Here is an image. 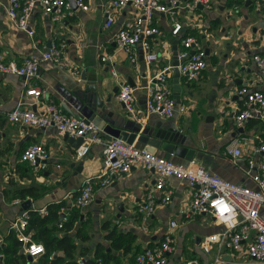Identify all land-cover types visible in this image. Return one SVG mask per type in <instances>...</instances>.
Segmentation results:
<instances>
[{
	"label": "crops",
	"instance_id": "0c3cea01",
	"mask_svg": "<svg viewBox=\"0 0 264 264\" xmlns=\"http://www.w3.org/2000/svg\"><path fill=\"white\" fill-rule=\"evenodd\" d=\"M111 1L84 0L89 11H76L74 18L65 22L67 25H53L40 11H35L30 20L34 36L30 38L7 21L5 0H0V56L5 61L19 62L27 56H38L52 41L63 40L67 44L61 62L42 63L38 78L25 80L13 75H0V246L5 245L12 232L11 223L22 213L21 204L29 199L31 208L27 212H35L40 217L45 216L52 205L62 203L65 207L68 218L72 217V225L66 232H56V235L72 239L77 264H98V261L103 264H134L137 254L157 245L169 231L175 249L167 255V264H189L192 260L213 264L217 256L232 264H252L225 249L218 252L214 248L209 253L202 251L203 239L220 233L223 227L209 215L191 213L189 202L192 193L183 181H166L165 188L172 191V199L167 205H157L146 230H142L137 207L147 189L153 188L155 174L139 166L133 167L127 175L109 186L95 190L94 201L89 207H74L71 199L84 180L101 171L103 148L95 145L85 158L79 160L75 157L76 148L65 142L55 129H21L7 120L6 114L14 110L20 101L23 107L34 111H44L46 105L53 104L66 115H69L66 109L76 113L67 93L73 92L77 86H85V82L81 81L84 73L86 81L104 79L102 99L111 96L117 107L116 114L124 119L120 124L124 125L122 130L131 132L138 123L132 117L126 119L125 111L116 100L118 91L114 93V89H119L123 83L130 84L134 88L133 109L142 112L148 78L169 68L167 82L174 98L172 48L175 45L178 52L182 39L196 37L205 49L207 66L196 81L189 82L184 77L179 79V104H184L187 112L176 113L171 119L150 116L141 126L163 131L166 138L175 144L212 156L208 171L231 183L255 187L247 162L257 159L253 148L264 141V123L255 116L243 127L237 128L234 117L242 103L236 94L239 89L262 90V86L256 83L258 69L252 61L255 54L264 53V15L259 0H214L212 9L208 11H179L177 17L182 30L178 37L170 34L169 17L156 15L155 22L162 36L149 41L151 50L158 55L157 61L150 66L140 60V53L143 56V52L139 48L136 49V63H131L126 53L117 48L115 35L133 21L135 9L127 6L118 11L112 10ZM108 15L113 17L114 23L106 28ZM102 57H107V62H101ZM112 69L117 77L112 75ZM33 88L44 90L40 104L31 105L33 99L24 96L26 90ZM76 114L83 118L81 114ZM232 141L241 145L242 156L236 164L225 152ZM33 144L43 145L50 155L41 179L20 161L25 149ZM156 155L187 163L160 150L156 151ZM77 167H81L80 172L76 171ZM29 187L38 189L37 196L20 200V205L13 204L19 200L14 198V191ZM161 196L157 193L156 199L160 200ZM41 209L46 211L45 215L38 213ZM75 211L77 218H73L72 212ZM260 216L264 220V208ZM171 222L176 223L173 229ZM56 224L54 222L51 226ZM113 230L116 234L133 235L134 242L128 251L112 246L107 236ZM59 255L61 253L57 251L51 257ZM43 256L33 257L31 262L27 259L23 264H43Z\"/></svg>",
	"mask_w": 264,
	"mask_h": 264
},
{
	"label": "built area",
	"instance_id": "2783aa9c",
	"mask_svg": "<svg viewBox=\"0 0 264 264\" xmlns=\"http://www.w3.org/2000/svg\"><path fill=\"white\" fill-rule=\"evenodd\" d=\"M5 0L4 11L7 21L18 31L26 33L30 38L34 31L30 28V20L35 11H40L53 25H62L76 15V11H89L84 0ZM249 0H242L247 2ZM214 0H112V10H121L127 6L135 9L133 21L126 24L115 35L117 48L123 50L131 63L137 62V48L143 52V60L147 66L152 65L158 59L156 52L150 48V39L162 36L155 22V16L164 14L169 17L170 34L178 37L182 24L177 15L179 11L194 12L201 7L202 10H211ZM264 15V0H259ZM114 23L113 17L108 15L105 27L109 28ZM181 49L176 54L177 69L189 82L198 80L205 71L206 52L201 42L196 37H186L180 42ZM67 44L65 41H52L47 49L38 56H27L21 61H5L0 56V75H13L25 80L39 77L42 63L58 64L61 62ZM107 57H102L101 62H107ZM252 61L258 69L256 83L262 86V90L248 91L239 89L236 94L242 99L241 108L234 117V125L243 127L244 123L255 116L264 123V53L255 54ZM164 69L155 76L148 78L145 87V109L135 112L133 109L134 88L123 83L119 85L116 100L123 105L125 113L135 122L142 124L150 116H158L163 119H171L176 113L184 114L187 107L177 104L167 82V70ZM112 75L117 73L112 69ZM24 96L31 97V105L41 103L44 90L33 88L25 91ZM20 101L18 106L6 114L10 123L21 129H46L53 128L61 137L67 136L73 139H81L82 143L75 149L76 159L85 158L91 147L98 145L103 148L102 168L99 174L86 178L78 193L72 197V204L78 209L89 207L94 201L95 190L109 186L111 183L127 175L133 167H142L155 174L153 188L147 189L142 201L137 207V213L141 217L142 230L153 215L157 205H167L172 199V191L166 190L168 179L185 182L191 190L189 202L192 214L209 215L215 222L223 227L220 233L204 238L201 249L204 253L211 252L214 248L219 252L225 249L237 256L242 261L247 260L252 264H264V220L260 216L264 208V141H260L253 148L257 159H249L248 172L251 173V181L254 188L231 183L216 173L205 170L194 163L175 162L172 158H165L135 148L119 138L110 141L105 140L101 128L83 118H74L62 113L55 105L45 106L44 111H34L29 107H23ZM225 152L230 156L231 162L236 164L241 158V145L238 141L229 143ZM49 152L41 144L28 146L20 156V161L26 163L29 170L38 179L47 169ZM162 196L156 199V194ZM20 205V200L13 202ZM45 215L46 211H38ZM58 227L61 228L67 222L68 216L64 206L59 210ZM30 214L22 212L10 225V230L17 236L22 244L24 255L31 258L44 255L43 245L31 240L30 234H25ZM171 229L176 227L175 222L170 223ZM175 249L171 231L165 233L161 241L144 249L137 254L134 264H167V255ZM0 264H7L3 255H0ZM98 264H103L98 261ZM189 264H200L198 260H192ZM213 264H232L217 256Z\"/></svg>",
	"mask_w": 264,
	"mask_h": 264
},
{
	"label": "water",
	"instance_id": "95a60500",
	"mask_svg": "<svg viewBox=\"0 0 264 264\" xmlns=\"http://www.w3.org/2000/svg\"><path fill=\"white\" fill-rule=\"evenodd\" d=\"M74 6L71 0H68ZM76 7L74 6V9ZM202 10L201 7H198ZM67 25V23H65ZM175 44V43H174ZM49 47V43H48ZM173 58H172V72H173V94L176 103L179 104V93L181 91L178 85L179 79L183 77L177 69L178 61L176 59V46L173 48ZM143 59L140 53V60ZM81 81L85 82V86H77L73 92H69L68 97H70L71 105L75 109V112L81 114L83 119L87 122H92L102 129L104 133V138L110 141L113 138H119L129 145H133L135 148L144 150L146 152L156 154L157 150L178 158L184 162H194L202 166L205 170L209 169L210 163L212 161V156L198 150H189L186 147L179 146L172 142L171 139H167L163 131L152 130L149 127H143L141 124H136V128L132 129L131 132L122 130L124 125L123 118L116 114L117 107L115 106L111 96H108L105 100L102 99L104 90L102 89V84L104 82L103 78L94 81H86L85 74H82ZM118 91V87L114 89V93ZM119 107L124 110L123 105L119 104ZM66 112L74 117L80 118L76 113L66 109ZM126 119L129 117L125 114ZM124 117V118H125ZM63 140L73 147L77 148L81 143V139H73L67 136L63 137ZM75 165H72V167ZM77 172L81 171V167H77ZM74 173V175L77 174ZM31 208V200L24 201L20 206V212L28 211ZM28 261L31 262L32 258L27 257Z\"/></svg>",
	"mask_w": 264,
	"mask_h": 264
},
{
	"label": "trees",
	"instance_id": "16d2710c",
	"mask_svg": "<svg viewBox=\"0 0 264 264\" xmlns=\"http://www.w3.org/2000/svg\"><path fill=\"white\" fill-rule=\"evenodd\" d=\"M37 190L35 187L17 189L14 191V198L21 201L34 198L37 196ZM61 206L62 203L50 206L47 209V214L42 217L35 212L29 213L30 219L25 234H30L33 242L43 245L45 250L43 264H77L74 261L76 247L72 239L68 236L59 238L56 235V232H66L72 225V217H69L61 228L58 227L60 217L58 212ZM76 212H72L73 218H77ZM54 222L57 224L53 227L51 225ZM78 232L80 233V229ZM107 238L111 240L112 246L123 251H128L134 242V237L130 233L116 234L114 230L108 234ZM21 246L22 244L18 241L16 234L11 232L6 238L5 245L0 246V255L6 257L7 264H23L26 262L27 256L21 252ZM57 251L61 255L51 257Z\"/></svg>",
	"mask_w": 264,
	"mask_h": 264
}]
</instances>
